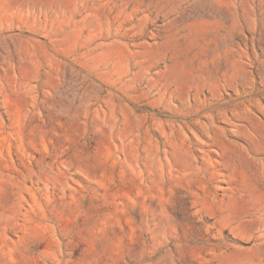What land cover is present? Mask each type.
<instances>
[{
  "label": "rangeland",
  "instance_id": "1",
  "mask_svg": "<svg viewBox=\"0 0 264 264\" xmlns=\"http://www.w3.org/2000/svg\"><path fill=\"white\" fill-rule=\"evenodd\" d=\"M0 264H264V0H0Z\"/></svg>",
  "mask_w": 264,
  "mask_h": 264
}]
</instances>
